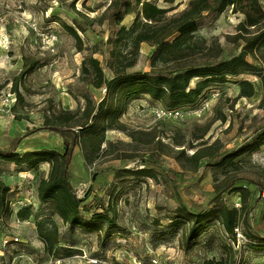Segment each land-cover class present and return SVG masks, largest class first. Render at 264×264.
<instances>
[{"label":"rangeland","instance_id":"obj_1","mask_svg":"<svg viewBox=\"0 0 264 264\" xmlns=\"http://www.w3.org/2000/svg\"><path fill=\"white\" fill-rule=\"evenodd\" d=\"M147 1L170 8L168 18L185 9L190 0ZM110 2L0 0V108L7 92L15 94L10 110L0 109V119L6 123L5 134L9 129L16 131L0 148H13L19 155L64 148L59 128L74 126L71 129L76 131L79 121L105 93L104 86L94 87L92 78L82 71L83 61L90 56L99 60L108 78L113 77V69L128 73L171 69L173 64L163 66L154 58V46L133 41L139 32L158 37L163 23L149 31L138 28L132 35L124 33L119 40L115 35L119 25L102 16ZM261 3L264 7V0ZM242 18L228 6L214 18H203L194 36L207 47L217 48L215 52L220 49L218 59H226L241 50L242 42L231 35ZM133 19L134 14L124 15L121 25L128 28ZM65 25L77 32L81 49ZM261 50L260 58L250 61L264 73V46ZM25 67L28 71L21 74ZM242 79L252 82L254 94L237 99V81ZM198 80L200 77L192 78L191 84ZM87 101L89 109L83 112ZM204 101L208 104L204 111L199 110L200 115L174 117L161 103L141 95L120 118L125 130L106 131L100 153L92 162L86 163L79 146L73 145L69 182L86 203L85 214L106 208L111 215L110 209L116 210V224H104L100 239L96 231L88 233L64 224L48 204L38 200L37 184L47 175L46 162L28 168L25 163L0 159L2 177L10 187L9 200L13 204L16 199H26L32 212L29 218L19 219L13 205L12 214L3 220L0 264H204L224 257L230 264H264V186H260L264 182V144L236 157L235 166L215 165L264 130V85L251 73L227 76L223 83H210L204 89L198 108H203ZM150 131L157 137L146 143ZM215 140L221 144L217 156L202 159L197 170L184 169L173 157L181 149L189 157ZM181 158L184 165H190ZM244 184L249 193L235 190ZM217 196L229 209L237 210L243 238L238 239L235 231L233 240L221 221L212 218L207 228L186 244L190 222L182 209L203 211ZM46 216L58 225L62 256L47 252L37 236L36 222ZM68 249L74 253L65 255Z\"/></svg>","mask_w":264,"mask_h":264},{"label":"trees","instance_id":"obj_2","mask_svg":"<svg viewBox=\"0 0 264 264\" xmlns=\"http://www.w3.org/2000/svg\"><path fill=\"white\" fill-rule=\"evenodd\" d=\"M173 2L174 0H166ZM262 0H190L182 11L166 18L170 8H163L147 0H111L105 11V17L110 24L119 25L116 31L117 39H121L124 33L134 34L138 28L149 31L154 26L163 23L164 28L159 31V36L144 32L135 33L133 41L135 45L146 42L154 46V58L164 65L170 63L171 69L163 71H134L113 69L112 78L105 76L103 68L98 59L90 56L83 61L82 71L92 78L94 87L104 86L105 93L92 107L86 118L79 121L74 131V126L59 128L64 136L62 150L43 148L25 152L23 155L13 153L11 149L0 148V159H10L17 164L25 163L26 167L34 168L40 163L48 164V171L37 184V198L41 203L48 204L52 214L58 215L64 224L71 227H79L85 232H98V238H102L101 232L104 224L114 226L116 223V210L112 207L111 215L109 209H102L86 215L88 210L83 199L73 191L69 182L68 164L73 145L79 146L86 163L92 162L100 153V148L105 140L108 130H125L121 122V116L126 111L130 102L147 95L167 108H178L198 104L201 94L210 83H223L227 76H236L241 73H251L260 77L264 85V73L258 69L256 63L250 58L259 59L264 46V7ZM232 6L233 12L243 15L236 27L233 38L242 42L238 54L226 59H218L220 49L207 47L195 38L194 34L203 21V18H214ZM134 14L130 27L121 25L124 15ZM77 39L81 49V40L77 32L70 26L65 25ZM158 29V28H157ZM28 71L23 68L21 74ZM200 77V80L191 84V79ZM239 87L236 98L251 97L254 94V86L251 81L242 79L237 81ZM198 102V103H197ZM87 106L84 110L88 111ZM56 130L58 128L56 127ZM136 132V131H135ZM128 135L132 137L129 131ZM150 138L146 143L152 142L157 134L149 132ZM71 138V140H69ZM199 138V137H198ZM177 144H183L177 141ZM205 144V143H203ZM264 144V130L258 132L251 143L243 144L234 151L228 153L216 161L217 166L237 165L234 159L241 154L259 148ZM221 144L219 140L196 149L191 156L187 157L183 149L176 151L173 155L181 166L186 170H197L200 161L204 158H215ZM185 158L190 165L183 164ZM23 170V169H20ZM118 169V172H145L141 169ZM232 177H235L233 175ZM264 186V182L260 186ZM217 191L220 188L216 189ZM236 191L249 193L247 185L235 188ZM10 187L3 179L0 171V226L6 217L12 214V203L8 198ZM190 226L185 232V242L190 243L205 228L212 218L221 221L225 232L236 240L235 227H238V214L236 209H229L217 196L212 204L203 211L192 212L182 209ZM246 207H243V212ZM32 212L29 207L19 208L16 215L19 219H27ZM112 231L107 232V240ZM36 233L39 240L44 244L47 252L57 256L59 253V228L51 216H46L36 222ZM249 236L256 238L252 233ZM231 250L230 247L228 248ZM74 251L66 250L65 255H71ZM62 254V255H61ZM226 254V253H225ZM230 259L224 257L219 260L209 259L204 264H230Z\"/></svg>","mask_w":264,"mask_h":264},{"label":"built area","instance_id":"obj_3","mask_svg":"<svg viewBox=\"0 0 264 264\" xmlns=\"http://www.w3.org/2000/svg\"><path fill=\"white\" fill-rule=\"evenodd\" d=\"M103 91H105V88L103 89ZM14 101H15V94L10 91L7 92L5 97L2 98V107L0 109H2V111L3 110L9 111ZM204 102L205 104L202 102L203 108H198L201 105V103H198L192 106H184V107H178V108H167V107L165 108L168 110V113L173 115L174 117L184 116V114L185 116H189V115L198 116L201 114L202 111L205 110V106H207L208 104V101H204ZM187 109L190 111H187ZM199 110H202V111H199ZM13 205L17 207V210H18L19 208H22V207H28L29 203L26 199L19 198L14 201L12 206ZM234 230L237 232V236L239 237L238 239H242L243 236L240 233L238 227H235Z\"/></svg>","mask_w":264,"mask_h":264},{"label":"crops","instance_id":"obj_4","mask_svg":"<svg viewBox=\"0 0 264 264\" xmlns=\"http://www.w3.org/2000/svg\"><path fill=\"white\" fill-rule=\"evenodd\" d=\"M3 121L4 120L0 119V145L4 144L5 142H9L13 138V136L15 135V132H16V131L14 132V131L9 129L8 133L5 134L4 128L6 126V123L4 125ZM25 148H27V147L26 146L21 147V149H25ZM36 194H37V192H36Z\"/></svg>","mask_w":264,"mask_h":264},{"label":"bare ground","instance_id":"obj_5","mask_svg":"<svg viewBox=\"0 0 264 264\" xmlns=\"http://www.w3.org/2000/svg\"><path fill=\"white\" fill-rule=\"evenodd\" d=\"M2 46V44L0 43V47ZM38 137H40V135L38 136ZM75 257H79V256H72V258H75ZM53 260H55V261H60L61 259H57V258H54Z\"/></svg>","mask_w":264,"mask_h":264}]
</instances>
